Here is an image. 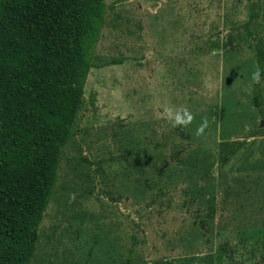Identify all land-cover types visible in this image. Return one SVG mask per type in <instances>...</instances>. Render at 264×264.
<instances>
[{"label":"rangeland","instance_id":"374dc122","mask_svg":"<svg viewBox=\"0 0 264 264\" xmlns=\"http://www.w3.org/2000/svg\"><path fill=\"white\" fill-rule=\"evenodd\" d=\"M105 3L30 264H228L223 244L264 264V139L245 140L264 134L248 94L264 0Z\"/></svg>","mask_w":264,"mask_h":264},{"label":"trees","instance_id":"16d2710c","mask_svg":"<svg viewBox=\"0 0 264 264\" xmlns=\"http://www.w3.org/2000/svg\"><path fill=\"white\" fill-rule=\"evenodd\" d=\"M105 1L0 0V264H30L33 258L62 150L89 70L96 68ZM251 20L241 26L250 37ZM255 52L262 84L264 46ZM261 84L254 83L253 103L264 120ZM221 249L228 264H243L233 247Z\"/></svg>","mask_w":264,"mask_h":264},{"label":"clouds","instance_id":"9594fccd","mask_svg":"<svg viewBox=\"0 0 264 264\" xmlns=\"http://www.w3.org/2000/svg\"><path fill=\"white\" fill-rule=\"evenodd\" d=\"M251 79L253 80L254 83L256 84H261V73L259 69H257L253 74ZM164 113L166 115L163 116V118L167 119L169 117L173 116L172 109L170 108H165ZM193 120L192 114L186 109L182 108L179 109L175 112L174 117L172 119V126L173 127H186L188 124H190ZM207 120H205L196 130V135L201 136L204 134V130L207 127Z\"/></svg>","mask_w":264,"mask_h":264},{"label":"crops","instance_id":"0c3cea01","mask_svg":"<svg viewBox=\"0 0 264 264\" xmlns=\"http://www.w3.org/2000/svg\"><path fill=\"white\" fill-rule=\"evenodd\" d=\"M255 52V51H254ZM255 55H256V52H255ZM255 60V59H254ZM257 70V63H256V60L254 62V68H253V73ZM253 89H254V83H251V86H249V95H250V100H251V106L253 104ZM261 93H262V97H263V100H264V80L261 84ZM254 107V105H253ZM256 110V109H255ZM257 111V110H256ZM258 138H263L264 139V134L263 135H260V134H254V136H251V137H245V140H249L251 141L252 139H258Z\"/></svg>","mask_w":264,"mask_h":264},{"label":"water","instance_id":"95a60500","mask_svg":"<svg viewBox=\"0 0 264 264\" xmlns=\"http://www.w3.org/2000/svg\"><path fill=\"white\" fill-rule=\"evenodd\" d=\"M260 125L264 126V120H261Z\"/></svg>","mask_w":264,"mask_h":264}]
</instances>
